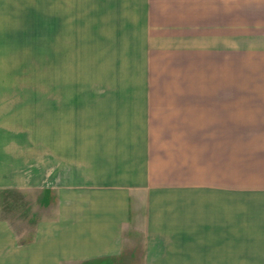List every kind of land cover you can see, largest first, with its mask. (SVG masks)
Segmentation results:
<instances>
[{"label":"crops","instance_id":"crops-1","mask_svg":"<svg viewBox=\"0 0 264 264\" xmlns=\"http://www.w3.org/2000/svg\"><path fill=\"white\" fill-rule=\"evenodd\" d=\"M47 2L40 0V35L48 36L52 21L58 46L61 19H49ZM67 3L68 37L77 46L90 37L104 45L107 62L93 68L106 72L92 76L88 92L30 99L11 94V0H0V85L7 88L0 91V194L53 198L50 216L22 246L0 220L11 261L86 264L142 245L145 264H238V218L231 211L225 221L222 207L225 166L230 174L239 169L236 158H223L239 143L225 134L230 99L189 91L192 68L221 67L225 0ZM198 58L204 64L193 65ZM160 68L170 70L174 91H161Z\"/></svg>","mask_w":264,"mask_h":264},{"label":"rangeland","instance_id":"rangeland-1","mask_svg":"<svg viewBox=\"0 0 264 264\" xmlns=\"http://www.w3.org/2000/svg\"><path fill=\"white\" fill-rule=\"evenodd\" d=\"M69 1L48 0L46 5L47 13L53 17L50 20L56 22V16L61 19L58 47L55 38L50 39L56 27L52 21L47 27L48 36L40 35L43 29L40 0H11V94H29L27 98L35 99L39 98L38 93L88 92L93 87L89 84L92 76L93 81L98 80L101 71L104 76L106 70L93 68L107 62L104 45L99 47L101 44L90 37L88 46L81 43L77 46L76 38L67 35L74 25ZM223 6V37L217 38L218 42L223 40L222 59H218V66L222 60L221 67L192 68L189 91L217 92L230 99L225 101L229 102L226 109L230 108L225 109V134L232 133L234 142L237 138L239 143L237 147L224 149L223 158L227 161L236 158L239 169L230 174L225 166L224 220L231 211L238 218L241 237L235 253L239 256L238 264H264V0H225ZM81 15H86V9ZM82 26L80 29L86 34L88 30ZM81 39L79 36V42ZM211 48L214 46L209 45ZM220 49L218 45V52ZM211 61L209 57L207 64H212ZM195 64L204 61L198 58ZM169 73V69L158 70L161 91H174L176 87L168 84ZM178 87V91H183L182 85ZM6 90V85H0V91ZM230 103L234 104L233 117ZM45 195L46 192L34 190L0 194L1 223L15 234L18 245L32 240L35 224L50 216L47 205L53 198ZM209 199L214 201L212 197ZM224 224L226 228L227 223ZM143 249L137 245L117 258L86 264H145L147 253ZM0 264H17L11 261L10 241L0 243Z\"/></svg>","mask_w":264,"mask_h":264}]
</instances>
